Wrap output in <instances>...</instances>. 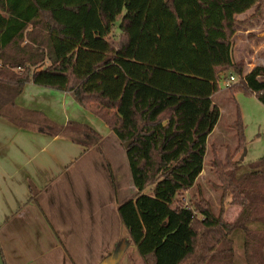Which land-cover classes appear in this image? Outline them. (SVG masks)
<instances>
[{
	"label": "trees",
	"instance_id": "trees-1",
	"mask_svg": "<svg viewBox=\"0 0 264 264\" xmlns=\"http://www.w3.org/2000/svg\"><path fill=\"white\" fill-rule=\"evenodd\" d=\"M251 10L264 0H0V113L30 83L70 94L129 143L137 195L117 215L143 264H239V250L264 264V157L219 167L241 208L233 223L201 222L177 201L203 171L220 80L264 107V68L244 75L233 61L235 18ZM236 140L235 155L246 144L239 112Z\"/></svg>",
	"mask_w": 264,
	"mask_h": 264
},
{
	"label": "crops",
	"instance_id": "crops-1",
	"mask_svg": "<svg viewBox=\"0 0 264 264\" xmlns=\"http://www.w3.org/2000/svg\"><path fill=\"white\" fill-rule=\"evenodd\" d=\"M247 42L254 50L244 59H235L233 52L235 63H245L244 75L264 68L255 41ZM111 138L101 120L70 94L30 83L1 111L4 264H121L128 256L143 263L129 238L122 240L117 209L124 201L116 199L106 180L105 157L99 155Z\"/></svg>",
	"mask_w": 264,
	"mask_h": 264
},
{
	"label": "rangeland",
	"instance_id": "rangeland-1",
	"mask_svg": "<svg viewBox=\"0 0 264 264\" xmlns=\"http://www.w3.org/2000/svg\"><path fill=\"white\" fill-rule=\"evenodd\" d=\"M252 13L253 10L238 20L237 31L233 38V52L235 59H244L248 55V50H254L247 41H255L254 47L258 48V58L264 62V47L261 45L264 44V11L261 10L256 17H252ZM117 36L118 32L115 29V35L111 40L113 46L118 43ZM225 82V78L220 80V93L213 98V104L219 108L220 119L207 140L203 171L193 188L177 199L179 204L191 208L199 221L208 220L210 224H216L219 220L231 224L241 212V208L233 205L231 198L224 192L219 167L227 164L233 156L242 165H248L264 157V107L254 96L244 91H237L232 97L227 89H224ZM237 112L244 128L246 144L244 149L235 155ZM93 117L99 121V118ZM111 139L106 142L99 155L105 157L106 180L116 199L122 203L136 197L137 191L130 180L124 144H120L114 137ZM92 180L94 187L95 180ZM82 184L83 182L80 181L79 194L82 191ZM107 187L109 188L108 184ZM148 192L149 190H146L142 194ZM117 224L118 220H116ZM128 238V233L122 226V240L126 241ZM238 245L240 246L241 243ZM236 259L239 264H244L243 251H238ZM121 264H134V260L128 256Z\"/></svg>",
	"mask_w": 264,
	"mask_h": 264
},
{
	"label": "built area",
	"instance_id": "built-area-1",
	"mask_svg": "<svg viewBox=\"0 0 264 264\" xmlns=\"http://www.w3.org/2000/svg\"><path fill=\"white\" fill-rule=\"evenodd\" d=\"M234 82V78L230 77L228 82H225L224 89H228L230 87V84Z\"/></svg>",
	"mask_w": 264,
	"mask_h": 264
},
{
	"label": "water",
	"instance_id": "water-1",
	"mask_svg": "<svg viewBox=\"0 0 264 264\" xmlns=\"http://www.w3.org/2000/svg\"><path fill=\"white\" fill-rule=\"evenodd\" d=\"M128 146H129V143L124 144V149H127ZM244 155H245V151H244ZM129 241L131 242L130 238H129ZM0 264H4L2 256H1V252H0Z\"/></svg>",
	"mask_w": 264,
	"mask_h": 264
}]
</instances>
